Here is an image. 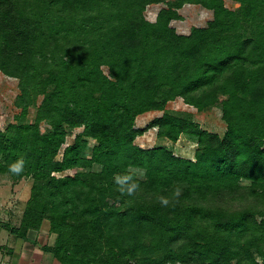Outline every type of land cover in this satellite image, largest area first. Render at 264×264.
I'll return each mask as SVG.
<instances>
[{
    "label": "trees",
    "instance_id": "1",
    "mask_svg": "<svg viewBox=\"0 0 264 264\" xmlns=\"http://www.w3.org/2000/svg\"><path fill=\"white\" fill-rule=\"evenodd\" d=\"M235 1L0 0V71L18 80L20 109L0 130V178L31 181L2 226L23 236L48 221L60 264H264V0ZM185 3L212 19L179 34ZM176 97L219 107L225 132L164 110ZM151 127L194 141V159L137 145Z\"/></svg>",
    "mask_w": 264,
    "mask_h": 264
},
{
    "label": "rangeland",
    "instance_id": "2",
    "mask_svg": "<svg viewBox=\"0 0 264 264\" xmlns=\"http://www.w3.org/2000/svg\"><path fill=\"white\" fill-rule=\"evenodd\" d=\"M224 4L229 9H237L240 5L239 2L235 0H224ZM166 6L164 3L151 4L146 7L144 11V16L149 21H154L155 15L159 8ZM178 14L181 15L182 19L172 20L170 26L173 27L179 34H188L191 27H204L206 22L212 19V11L203 8L197 4L185 3L180 9H178ZM103 72L107 73V68L103 66ZM19 93L18 80L16 78L8 77L0 71V130H3L9 123H16L17 119H14V115L19 113L20 109L14 107L15 96ZM41 96H39V99ZM38 99V102L40 100ZM164 110L166 111H177L182 114L187 115L194 123L202 129H206L211 132L218 133L222 135L226 130V124L221 118V109L219 107L213 106L203 110H197L195 107L185 104L183 99L176 97L173 100H169L164 105ZM163 110H152L138 115L135 119L134 127L138 129H143L146 125L155 117L162 114ZM35 114V107H29L25 121H32ZM41 130L48 127L45 121L39 123ZM82 127H76L68 132L66 138V143H71L74 136L81 131ZM135 143L142 148H150L155 145H166L171 147L173 154L194 159V150L196 148V143L190 139H187L183 134L180 135L179 139L172 143L169 140L157 136V128L151 127L146 129L143 134L136 136ZM89 144H93V140L89 139ZM64 144L63 146H65ZM62 149L58 152L56 156L57 159L61 157ZM65 173H71V171H64ZM31 181L21 180L16 183L3 176L0 178V197L6 201L5 206L7 209H13L14 215L19 216L21 214V207L24 201L29 195V188ZM22 201L20 202L18 201ZM18 214V215H17ZM9 218L10 225L13 222H17V217ZM11 219V220H10ZM44 230H48V221H43L42 225Z\"/></svg>",
    "mask_w": 264,
    "mask_h": 264
},
{
    "label": "crops",
    "instance_id": "3",
    "mask_svg": "<svg viewBox=\"0 0 264 264\" xmlns=\"http://www.w3.org/2000/svg\"><path fill=\"white\" fill-rule=\"evenodd\" d=\"M5 203L6 201L0 197V221L2 223L14 216L13 209H7ZM18 219L12 220L18 222ZM1 222L0 264H60L52 252L46 248L54 241L53 233L40 226L38 229L27 230L23 236H17L4 228Z\"/></svg>",
    "mask_w": 264,
    "mask_h": 264
},
{
    "label": "clouds",
    "instance_id": "4",
    "mask_svg": "<svg viewBox=\"0 0 264 264\" xmlns=\"http://www.w3.org/2000/svg\"><path fill=\"white\" fill-rule=\"evenodd\" d=\"M22 165H23L22 161H17L16 163H14L11 166V171H13L15 173H19L22 170ZM129 180H130V177H123V178L118 177L117 178V183L123 185L126 182H128ZM135 187H136V185L132 184L131 187H129L128 192L131 193ZM164 203L166 204L167 201L165 200Z\"/></svg>",
    "mask_w": 264,
    "mask_h": 264
}]
</instances>
